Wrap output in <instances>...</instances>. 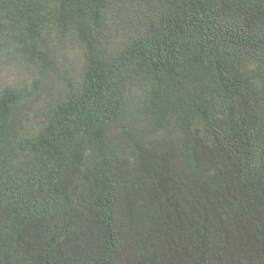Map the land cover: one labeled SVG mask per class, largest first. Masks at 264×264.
I'll use <instances>...</instances> for the list:
<instances>
[{
    "label": "trees",
    "instance_id": "trees-1",
    "mask_svg": "<svg viewBox=\"0 0 264 264\" xmlns=\"http://www.w3.org/2000/svg\"><path fill=\"white\" fill-rule=\"evenodd\" d=\"M0 264H264V0H0Z\"/></svg>",
    "mask_w": 264,
    "mask_h": 264
}]
</instances>
